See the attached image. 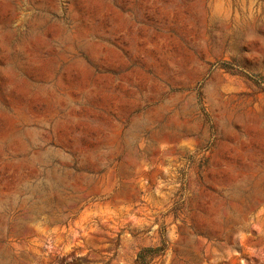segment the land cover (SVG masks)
<instances>
[{"label":"rangeland","instance_id":"rangeland-1","mask_svg":"<svg viewBox=\"0 0 264 264\" xmlns=\"http://www.w3.org/2000/svg\"><path fill=\"white\" fill-rule=\"evenodd\" d=\"M264 264V0H0V264Z\"/></svg>","mask_w":264,"mask_h":264},{"label":"trees","instance_id":"trees-1","mask_svg":"<svg viewBox=\"0 0 264 264\" xmlns=\"http://www.w3.org/2000/svg\"><path fill=\"white\" fill-rule=\"evenodd\" d=\"M167 249L166 242L160 247H148L142 249L136 259V264H151L152 261L162 255Z\"/></svg>","mask_w":264,"mask_h":264}]
</instances>
